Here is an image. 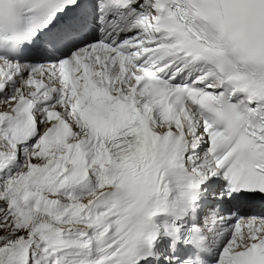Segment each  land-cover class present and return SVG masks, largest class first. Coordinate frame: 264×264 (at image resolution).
<instances>
[{
    "label": "snow or ice",
    "instance_id": "snow-or-ice-1",
    "mask_svg": "<svg viewBox=\"0 0 264 264\" xmlns=\"http://www.w3.org/2000/svg\"><path fill=\"white\" fill-rule=\"evenodd\" d=\"M0 264H264V0H0Z\"/></svg>",
    "mask_w": 264,
    "mask_h": 264
}]
</instances>
